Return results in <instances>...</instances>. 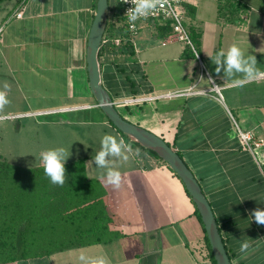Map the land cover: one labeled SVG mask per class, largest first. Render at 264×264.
<instances>
[{
  "label": "crops",
  "instance_id": "crops-1",
  "mask_svg": "<svg viewBox=\"0 0 264 264\" xmlns=\"http://www.w3.org/2000/svg\"><path fill=\"white\" fill-rule=\"evenodd\" d=\"M96 2L0 0V90L10 85L0 120L26 119L11 125L20 130L46 121L72 125L60 117L70 115L75 126L96 123L123 139L88 87L86 47ZM19 8L22 18L8 20ZM182 8L188 29L198 36L193 43L199 60L170 37L168 27L147 24L131 49L104 46L101 83L124 119L179 153L212 208L231 263L264 264V225L250 215L264 210V77L241 85L238 77L217 74L210 58L236 43L264 72V0H183ZM134 98L151 99L121 104ZM236 128L260 141L254 152L240 146ZM131 147L127 162L109 157L121 173L119 189L106 183V169L86 157V176L100 180L107 194L46 204L55 228L61 217L68 230L61 247L45 258L7 264H87L99 258L106 264H212L182 182L162 160ZM37 162L31 168L43 167L41 158ZM244 239L251 245L247 253L240 252Z\"/></svg>",
  "mask_w": 264,
  "mask_h": 264
},
{
  "label": "trees",
  "instance_id": "trees-1",
  "mask_svg": "<svg viewBox=\"0 0 264 264\" xmlns=\"http://www.w3.org/2000/svg\"><path fill=\"white\" fill-rule=\"evenodd\" d=\"M119 32L112 27L108 17L103 39L114 37ZM189 33L195 45L198 44V36H194L190 28ZM107 47L111 51L115 50L114 46ZM103 48L104 46H101L99 50L98 60ZM128 49L131 47L128 46ZM120 135L126 144L143 149L121 133ZM143 150L159 159L150 150ZM65 168V183L59 186L50 181L43 167H17L0 158V264L45 258L61 247L63 240L67 238L68 230L63 227L61 217H59V229L55 228V224L45 212L46 204L82 201L107 194L100 180L86 176L84 159L67 163ZM195 213L200 220L198 212ZM218 228L220 232L219 225ZM205 240L211 262L215 264L207 238ZM228 256L230 258V254Z\"/></svg>",
  "mask_w": 264,
  "mask_h": 264
},
{
  "label": "water",
  "instance_id": "water-1",
  "mask_svg": "<svg viewBox=\"0 0 264 264\" xmlns=\"http://www.w3.org/2000/svg\"><path fill=\"white\" fill-rule=\"evenodd\" d=\"M109 0H97L87 38L86 72L88 87L105 118L124 137L162 160L182 182L203 225L215 264H232L225 249L216 218L202 188L179 154L158 136L124 119L101 83L98 54L108 22Z\"/></svg>",
  "mask_w": 264,
  "mask_h": 264
},
{
  "label": "clouds",
  "instance_id": "clouds-1",
  "mask_svg": "<svg viewBox=\"0 0 264 264\" xmlns=\"http://www.w3.org/2000/svg\"><path fill=\"white\" fill-rule=\"evenodd\" d=\"M122 3H131L132 7L126 12L130 26L134 27L138 19L146 18L150 15L160 3V0H122ZM216 65L215 71L217 74L223 72L225 78L238 77L235 82L243 84L246 81H253L259 77H264V72L257 68V59L254 55L245 54V51L236 43L231 44L227 51L220 50L215 53L214 57H210ZM4 90H0V111L10 103L7 92L10 90V85L6 82L3 85ZM133 149L130 144H126L123 139L106 134L101 139L100 150L93 158L95 165L98 168L106 169L105 180L108 185L116 189L121 187V173L111 167L109 157L118 158L127 162ZM136 155L139 154L137 149ZM68 153L65 148L58 147L54 149L44 150L40 153L41 164L45 175L50 181L59 186H63L66 179L65 163L68 158ZM258 225H264V210L255 209L251 214ZM251 247L247 239L241 241L240 252L247 253ZM81 260L85 257L81 256ZM87 264H106L103 258L93 259Z\"/></svg>",
  "mask_w": 264,
  "mask_h": 264
},
{
  "label": "rangeland",
  "instance_id": "rangeland-1",
  "mask_svg": "<svg viewBox=\"0 0 264 264\" xmlns=\"http://www.w3.org/2000/svg\"><path fill=\"white\" fill-rule=\"evenodd\" d=\"M109 4L112 6L113 1L109 0ZM60 117L63 121L71 120L73 126L51 125L46 121L44 125L29 126L27 129L19 130V127L12 128L11 125L26 123V119L12 122L0 120V158L21 167L31 168L38 163L42 151L58 147L65 148L69 155L67 160L94 158L100 150L102 137L106 135L103 127L89 122L86 125L75 126L77 123L70 115ZM38 120L42 122L47 118L27 121L32 123ZM107 134L111 135L109 132Z\"/></svg>",
  "mask_w": 264,
  "mask_h": 264
},
{
  "label": "built area",
  "instance_id": "built-area-1",
  "mask_svg": "<svg viewBox=\"0 0 264 264\" xmlns=\"http://www.w3.org/2000/svg\"><path fill=\"white\" fill-rule=\"evenodd\" d=\"M113 5L109 4L108 17L111 20L112 27L116 32H119L114 37L102 39L101 46H114L115 49L128 48L133 45V39L138 35L143 25L152 24L158 26H166L171 30V38L177 42L182 43L187 47L199 60L196 47L191 39L189 29L185 23V12L182 8L183 0H160L157 8L146 18L138 19L135 22V26L132 27L129 24L126 12L132 7L131 3H122V0H112ZM23 16V10H16L13 15L8 19H21ZM3 31V27H0V34ZM211 91H215L220 96L219 89L217 86L212 87ZM151 98H134L124 100L121 102L122 105L128 106L131 104H140L144 101H148ZM115 106V103H114ZM14 119V117H10ZM237 129V139L240 146L254 152L255 148L260 145V141L255 140V137L250 132L242 131Z\"/></svg>",
  "mask_w": 264,
  "mask_h": 264
}]
</instances>
